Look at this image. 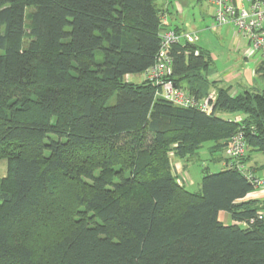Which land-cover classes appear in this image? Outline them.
Returning <instances> with one entry per match:
<instances>
[{
    "label": "trees",
    "instance_id": "trees-1",
    "mask_svg": "<svg viewBox=\"0 0 264 264\" xmlns=\"http://www.w3.org/2000/svg\"><path fill=\"white\" fill-rule=\"evenodd\" d=\"M156 2L0 0V264H264V221L236 225L264 209L253 186L225 167L189 192L172 167L241 131L264 168V89L218 87L196 44L171 47L169 80L215 89L212 114L126 80L156 61Z\"/></svg>",
    "mask_w": 264,
    "mask_h": 264
},
{
    "label": "built area",
    "instance_id": "built-area-1",
    "mask_svg": "<svg viewBox=\"0 0 264 264\" xmlns=\"http://www.w3.org/2000/svg\"><path fill=\"white\" fill-rule=\"evenodd\" d=\"M214 8L213 24L215 26H231L239 40L246 42L245 55L257 58L264 67V0H207ZM163 20V19H162ZM164 22V21H162ZM160 48L155 63L143 73V80L157 87L155 97L163 98L175 106L195 109L206 115L213 112L217 92L212 91L202 99H197L186 90L176 88L169 76L172 73L171 47L178 44H196V34L184 31L176 32L164 28L160 31ZM230 122L241 123L242 115L228 118ZM247 146L243 132L232 136L224 150V166L237 170L258 192L264 196L263 175H258L255 168L244 162ZM261 199V198H260ZM256 221H264V209L258 210L254 217L236 223L241 228H248Z\"/></svg>",
    "mask_w": 264,
    "mask_h": 264
},
{
    "label": "crops",
    "instance_id": "crops-1",
    "mask_svg": "<svg viewBox=\"0 0 264 264\" xmlns=\"http://www.w3.org/2000/svg\"><path fill=\"white\" fill-rule=\"evenodd\" d=\"M203 3L206 5H202ZM156 4L163 14L162 26L164 28L196 34L197 42H201L202 39L203 47L197 43L196 45L208 52L211 62L208 80L217 82L218 87H231V95L253 88V81L256 76H259L256 73L259 62L257 63L245 55L247 44L238 39L231 26L218 27L213 24L214 8L207 0H157ZM207 17L209 18L208 22H203L201 26L197 27V21H205ZM207 32L213 34L221 45L218 49H213L204 36L200 39V35L207 34ZM214 64L217 65L213 66ZM136 76L126 77V80L132 81ZM141 76L142 79L137 83L143 81V74ZM230 117L228 115L223 116L226 119ZM212 158L214 159L211 160L212 163L216 164L219 171L225 168L223 155L221 161L215 159V156ZM173 159L175 160L172 163L173 172L177 177H182L178 183L183 185L185 183L183 178L186 176L188 179L186 169L178 161L179 159ZM249 162L252 165L263 164L259 163V160L255 159L252 154ZM258 175H263V173L260 171ZM248 197L261 198L264 201V196H260L258 192H254ZM222 215L226 214L221 213L220 219Z\"/></svg>",
    "mask_w": 264,
    "mask_h": 264
},
{
    "label": "rangeland",
    "instance_id": "rangeland-1",
    "mask_svg": "<svg viewBox=\"0 0 264 264\" xmlns=\"http://www.w3.org/2000/svg\"><path fill=\"white\" fill-rule=\"evenodd\" d=\"M202 5H206V4H202ZM209 18L207 17L205 19V21H197V27L201 26L203 24V22H208ZM201 34V33H200ZM204 36L206 38L207 41H209V44L212 46L213 49H218L221 45L218 43L217 39L215 38V36L209 32H207V34H201L200 35V39L201 37ZM198 45L203 47L202 44V39L201 42H197ZM247 47V46H246ZM99 59V57H98ZM250 59H254L253 61H257V63L259 62L257 60V58H250ZM217 64H214L213 66H216ZM142 75V74H141ZM141 75H137L135 78L132 79V82H139L142 79ZM252 89L251 90H247V91H253V92H261L264 89V82L263 79L260 76H256L254 81H253V85H252ZM215 91V89H211L210 92ZM209 92V93H210ZM245 92V91H243ZM240 92V93H243ZM114 100L113 98L108 102V105L113 104ZM211 146V143H206L203 145L202 149L198 152L197 156L193 157L192 159H188V160H178L181 164L184 165L186 172H187V176L188 179L186 178V176L183 178V180L185 179V183L183 184L185 189L188 190L189 192H197L200 189V181L201 178L203 176V170L207 169L210 173H215L219 171V168L216 167V164L212 163L211 159L212 156L210 155L209 151H208V147ZM253 157L257 160H259V163H263V156L260 153H252ZM216 157H219V154H215ZM251 157V155H250ZM173 161H175L172 158V163ZM247 164H249L250 166H253L255 169V172H262L263 173V168L259 169L261 165H252L250 164V162H247ZM6 175V161L5 160H0V178L5 177ZM180 178L182 179V177L180 176ZM180 178L179 176L177 177V181L180 182ZM221 220L225 223V224H231V220L230 217L228 215H222L221 216Z\"/></svg>",
    "mask_w": 264,
    "mask_h": 264
}]
</instances>
